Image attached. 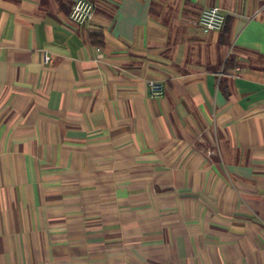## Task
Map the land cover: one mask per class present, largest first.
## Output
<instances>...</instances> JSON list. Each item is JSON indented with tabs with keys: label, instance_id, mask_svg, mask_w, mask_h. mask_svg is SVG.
Here are the masks:
<instances>
[{
	"label": "crops",
	"instance_id": "0c3cea01",
	"mask_svg": "<svg viewBox=\"0 0 264 264\" xmlns=\"http://www.w3.org/2000/svg\"><path fill=\"white\" fill-rule=\"evenodd\" d=\"M75 1L0 0V264H264V0Z\"/></svg>",
	"mask_w": 264,
	"mask_h": 264
},
{
	"label": "built area",
	"instance_id": "2783aa9c",
	"mask_svg": "<svg viewBox=\"0 0 264 264\" xmlns=\"http://www.w3.org/2000/svg\"><path fill=\"white\" fill-rule=\"evenodd\" d=\"M94 15V4L88 0H76L70 9L69 19L76 25H83L89 22ZM224 14L216 6H209L201 10L198 17V24L205 31H219L224 24ZM49 57L43 54V62H48ZM148 92L151 97H160L165 90L164 82L156 79H148Z\"/></svg>",
	"mask_w": 264,
	"mask_h": 264
},
{
	"label": "trees",
	"instance_id": "16d2710c",
	"mask_svg": "<svg viewBox=\"0 0 264 264\" xmlns=\"http://www.w3.org/2000/svg\"><path fill=\"white\" fill-rule=\"evenodd\" d=\"M224 22H225V20H224ZM93 36V35H92Z\"/></svg>",
	"mask_w": 264,
	"mask_h": 264
}]
</instances>
